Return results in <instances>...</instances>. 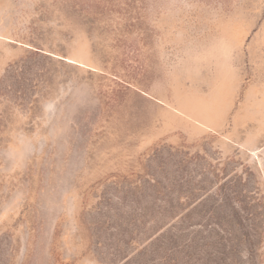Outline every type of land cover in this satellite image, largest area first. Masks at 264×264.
I'll use <instances>...</instances> for the list:
<instances>
[{
  "label": "rangeland",
  "instance_id": "374dc122",
  "mask_svg": "<svg viewBox=\"0 0 264 264\" xmlns=\"http://www.w3.org/2000/svg\"><path fill=\"white\" fill-rule=\"evenodd\" d=\"M0 264H264V0H0Z\"/></svg>",
  "mask_w": 264,
  "mask_h": 264
},
{
  "label": "bare ground",
  "instance_id": "6f19581e",
  "mask_svg": "<svg viewBox=\"0 0 264 264\" xmlns=\"http://www.w3.org/2000/svg\"><path fill=\"white\" fill-rule=\"evenodd\" d=\"M73 60H74V59H73ZM68 61H69V62H73V63H74V61H72V60H70V59H68Z\"/></svg>",
  "mask_w": 264,
  "mask_h": 264
}]
</instances>
